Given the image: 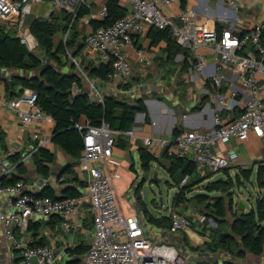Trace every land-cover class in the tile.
I'll return each mask as SVG.
<instances>
[{"label": "built area", "instance_id": "1", "mask_svg": "<svg viewBox=\"0 0 264 264\" xmlns=\"http://www.w3.org/2000/svg\"><path fill=\"white\" fill-rule=\"evenodd\" d=\"M44 1L49 2L48 10L65 11L71 15L63 33L66 44L74 30L79 8L82 5L90 6V0H0V34L15 33L22 44L30 51H35L39 42L31 32L29 18L50 19L52 12L48 11L46 15L34 13V6H41ZM129 1L131 6L128 15L87 33L82 54L70 55L90 89H96L97 79H91L86 74L81 64L83 57L94 65L111 64L109 80L125 83L133 74L127 49L133 45L134 35L143 32L148 26L169 28L175 41L190 51V61L204 82L209 81L215 87L212 97L224 109H233L241 102L244 107L231 120L224 118L221 113L215 114L214 125L210 129H189L177 134L173 131L170 134L139 135L134 128L116 130L107 121L97 126L87 120L80 121L76 126L83 131L84 149L77 168L86 174V178L78 196L57 199L39 196L35 193L37 187L23 179L14 184H4V177L12 176L16 165L0 152V193L5 195L4 199H0V222L10 247L21 252L14 264H57L63 258L57 253L55 244L34 242V237L28 231L30 223L37 220L33 217H60L62 228L71 235V241L66 246L69 247L75 245L76 231L87 213L92 215L94 233L84 264H210L201 261L191 263L175 245L151 241L139 216L125 213L120 204L121 196L115 184V179L119 178V165L112 168L104 165V161H111L117 141L122 137L133 143L140 141L141 148L154 157V163L162 157L191 159L201 175L224 173L225 169L232 167L238 159V153L233 151L225 155L219 152V143H228L233 139L245 141L251 133L264 137V21L255 20L247 31H239L234 26L220 31L200 24L196 11L189 8L174 17L165 14L166 6L182 0ZM225 1L239 14L242 8L239 0ZM100 15L101 18L107 16L106 4ZM142 53V50H137L139 58L144 60ZM226 81H231L228 82L231 86L238 82L240 89L248 94V99L245 102V99H239L243 92L231 90L228 93L222 90ZM79 91L75 85V94ZM92 96L103 101L101 93H92ZM38 98L39 94L35 90L26 88L20 95L4 100L3 105L16 110L23 124H34L33 138L40 147H47L52 143V137L43 136L41 129L53 118L38 105ZM191 178L192 174H185L180 187L186 186ZM66 179L64 175L59 180ZM166 216L171 218L167 229L177 233L189 228L209 231L217 223L214 217L204 213L173 210ZM195 220L201 222L199 228ZM68 257L66 252L65 258Z\"/></svg>", "mask_w": 264, "mask_h": 264}, {"label": "trees", "instance_id": "2", "mask_svg": "<svg viewBox=\"0 0 264 264\" xmlns=\"http://www.w3.org/2000/svg\"><path fill=\"white\" fill-rule=\"evenodd\" d=\"M107 16L102 20H93L92 27L96 29L101 26L109 25L119 18L129 14V8L121 3V0H108ZM52 12L50 19L44 17L36 18L31 16L29 22L31 25V32L36 36L39 46L43 48L44 56L37 55L30 51L27 46L21 43L19 36L15 33L0 34V67L13 68L29 72L24 75L17 73L12 77L11 89L20 95L26 88H31L39 94L38 105L43 109L46 114H49L55 121V130L52 137V143L59 146L66 154H68L73 161L62 171L59 176L61 179L67 172H72L73 167L80 160L82 151L84 149L83 131L77 128V124L85 118L92 125H101L103 121H107L116 130L131 129L135 125V117L137 112H144L147 114L146 122L150 123L151 118L148 113L144 99H136L134 103H130L126 99L105 94L103 101L93 99L91 91L88 89L87 80L83 73L74 66V70H70L68 62L70 54L78 56L85 47L84 40L77 38L69 39L65 44L63 39L58 44H55V36L59 32H65L67 23L71 19V15L64 11H59L58 15H53ZM90 13V9L82 5L77 13V18L74 24V29L80 18ZM63 21V22H62ZM155 34L153 37L156 39H165L168 42V52L170 57L177 52L184 53L187 57L190 51L181 47L174 39L172 32L169 28L158 29L154 27ZM77 34H75V37ZM86 36V35H85ZM45 57V58H43ZM72 60V59H71ZM86 74L91 79H98L102 81L109 80V73L111 72V64L102 63L101 65H94L87 58H82L81 62ZM208 84H211L210 82ZM75 85L80 89L78 94H75ZM127 88V84L124 85ZM212 87V84L210 85ZM10 88V87H9ZM223 90V88H222ZM197 110V109H195ZM241 112V111H240ZM223 115V114H222ZM183 127H176L174 133L177 134L183 131ZM128 139L119 137L117 144L126 147ZM37 149L34 153V163L37 172L44 178L50 177L52 172H55L53 166L56 162V154L46 147L36 145ZM140 167L143 172L149 173L152 168L154 157L145 148H140ZM170 160L169 172L174 175L177 172L182 174L181 180L185 174H192L189 183L180 187L174 198V205L184 206L185 201L195 199L197 202L205 204L204 214L208 217L216 218L218 224L224 222L227 215V203L223 197H217L211 201L209 193H197L188 196V192L192 191L199 183L213 177L210 175H201L196 171V163L191 159L186 158H171L163 157ZM11 160L16 163V170L10 177H4V184H14L18 180H25L26 166L24 161H21V156L15 154ZM159 160V159H157ZM17 171V172H16ZM227 178L222 180L210 181L205 188L209 192L215 190H230L234 186V180L231 177L230 170L225 169ZM210 174V173H208ZM252 175L251 170L245 168L241 173H236L237 181L242 182L240 177L250 179ZM199 176V177H198ZM203 176V177H201ZM206 176V177H205ZM145 177L136 186L139 189L145 182ZM256 180L261 188H264V163L258 166L256 172ZM60 193L50 186L48 189L40 192H35L39 196H50L55 199L66 196H78L82 192L85 181L75 177L73 180L66 179L62 181ZM180 183V182H179ZM233 200V198H232ZM230 201L232 204L233 201ZM143 206L145 202L139 201ZM146 219L156 224L158 227H169L171 218L163 216V218H156L150 214H146ZM61 219L58 216H51L47 221L33 220L28 231L36 244L47 243V237L43 236L40 232L41 227L49 226L54 228L60 223ZM92 224V223H91ZM218 226V225H217ZM218 227L213 226L208 231L199 229L198 231L204 235H208L209 240L205 241L206 248L215 253L217 251H224L239 258H245L247 253L252 255H261L264 253V197L260 198L257 202L256 208H251L250 211H242L238 216L233 232H219ZM183 238V243L192 252L204 251L200 245H192L187 231H180L177 233ZM236 236L241 238V244ZM213 239H212V238ZM89 246L84 242L69 246L66 248L67 254L70 256L64 260V264H82V258L86 255ZM208 250V249H207ZM210 264H219L218 262ZM224 264H237L235 261H225Z\"/></svg>", "mask_w": 264, "mask_h": 264}, {"label": "crops", "instance_id": "3", "mask_svg": "<svg viewBox=\"0 0 264 264\" xmlns=\"http://www.w3.org/2000/svg\"><path fill=\"white\" fill-rule=\"evenodd\" d=\"M107 1L108 0H90V6L84 5L90 9V13L86 14L85 16L79 19L76 28L71 33L70 39L77 38L78 40H84V37L86 35L84 33V30L87 31L88 27L91 28L90 31L93 30L92 21L102 20L100 15L101 9L107 3ZM239 1L242 5L239 14H236L229 7L225 0H182L180 2H175L172 5L166 6L164 8V12L166 15L174 17L176 15H179L180 12L184 9L189 8L191 10H195L197 14V20L200 24L205 25L209 28H217L220 31L223 28L229 26H234L239 31H247L252 26L255 20L261 19L264 21V0ZM121 3L127 6L130 11L131 2L129 0H121ZM48 11L55 12L52 10ZM58 34L60 37L61 34L63 35V32L61 31ZM75 34H77L76 37ZM153 34H155L154 27L148 26L143 32L134 35V43L127 49V55L130 58L132 66L134 68V75H132L131 78H135L134 80H136V85H142L146 81L157 79V87H159L160 91H157V93L152 94H154L157 99L163 101H156L159 105L157 107L150 106L152 110L151 114L148 112L151 118L150 123L146 122L145 117H140L138 119H143L145 121L144 126H138L136 124L138 120L135 121V125L133 128L139 133V135L151 133L170 134L171 132H173L174 129L177 127L175 125V117H173L174 113L172 115V113L169 111V106L164 102L165 99H167V95H163L162 93L164 90H167L168 82H175L174 80L178 79L179 75L186 76L188 74L187 70L185 69L186 65H189L190 67L191 77H198V75L195 74L193 71L195 68L190 61L191 54L187 57L184 53L177 52L173 55V58H171L170 53L168 52L167 40L162 38H158L155 40ZM59 37L56 38L55 36V39H59ZM84 48L79 54V56L84 51ZM137 50L143 51L142 57L144 58V60H141L139 58ZM195 71L197 70L195 69ZM17 73V69H3L2 67H0V152L6 154L10 161H12L11 157L13 155L19 154L21 156V161H24L27 169L25 177H28L30 174H32V172H36L38 176L43 177L37 172L36 165L34 163V153L36 151V145H38V141L33 138V134L35 131L34 124H23L19 113L16 110L3 105L4 100H9L17 96L14 89H11V86L13 85L12 77ZM193 73L195 75H193ZM103 82H106L108 86L107 89H104L102 95L111 94L120 97L121 94H124V86H120V82L110 80ZM228 82L226 81L223 84V90H226L228 93H231V90L243 92V95H239V99H245V102L248 99V94L240 89V87L238 86V82H234V85L232 86ZM206 84L207 83L203 81L202 85L205 86ZM180 85L178 86L179 88ZM205 92L207 93L203 94L198 99H194L195 97L191 95L189 100L183 101L181 98L182 95L178 90L177 93H179L178 95L180 97L177 95L176 98H179V103L181 106L187 107L188 105H197V110L193 111L195 113L190 116V120L187 122V125L183 123L184 130L197 128L210 129L214 125L215 114L221 113L223 114L224 118L231 120V118L238 115L244 107V103L241 102L233 109H224V107L219 104L213 97L212 99L216 102V104H209L208 102H206V99L212 96V93H210L209 90H206ZM120 98L125 99L122 97ZM141 98L142 95H137L136 97V99ZM206 104L207 106L205 110L200 111ZM208 105L212 108V116L211 110L209 109ZM82 120L86 119L83 118ZM54 130L55 121L53 119L44 124L41 129L43 136L45 137H52L54 134ZM139 142L140 141H138L137 143H133V141H128V144L125 148L117 144V146H115L114 148L111 161H104V165H110L112 168H115V165H119V173L120 170H126L130 172L131 168L133 167V164L134 166L140 165L139 150L142 146ZM235 146L240 147L242 149V152L241 156L240 154H238V159L232 165V167H234L233 172L239 171V165L247 164L248 162L253 163L254 160H256L257 155L261 154V152L263 151L262 149H264V137H259L255 133H251L249 138L245 141L233 139L228 143H219V145L217 146V150L225 155H228L233 151L237 152L235 150ZM46 148L50 149L56 154V162L53 166L54 170L57 169V166H60L59 170H61L62 167L68 165L69 162L73 161L68 154H66L59 146H56L53 143H49ZM54 148H57L60 152L62 151V155H57ZM136 158H138V163L136 162ZM14 164L16 165V163ZM77 165H79V162L74 165L72 172H67L65 174V177L68 180H73L75 177H78L83 181L85 180L86 174L80 172L77 168ZM231 171L232 170L230 169V172ZM54 174L55 172H52L51 175L55 176ZM121 177L122 175L118 179H120ZM56 180L58 181L57 177ZM129 185L130 183L127 186ZM35 186L37 187L35 192H40L48 189L52 185H39V183L37 182ZM53 187L57 191V193H60V190L58 191L55 186ZM122 198L123 197L121 196V199ZM88 221L92 223V238V235L94 233V224L92 215L90 213H87L86 216L82 219L81 226L76 231L75 245L84 242L86 245L89 246V243H86L87 240L79 238L78 235L79 233H84L86 231V225L87 223H89ZM40 232L43 236L47 237V243L55 244L57 247V253L63 256V258L59 260L57 264H64V260L66 259V249L64 248H67L66 246L69 245V242L71 241V235L64 231L61 226V223H59L54 228H51L49 226H43L41 227ZM20 255L21 252L19 249L10 247L7 239L5 238L4 229L0 222V264H14V262L20 257ZM248 261V264H252L251 259H249Z\"/></svg>", "mask_w": 264, "mask_h": 264}, {"label": "rangeland", "instance_id": "4", "mask_svg": "<svg viewBox=\"0 0 264 264\" xmlns=\"http://www.w3.org/2000/svg\"><path fill=\"white\" fill-rule=\"evenodd\" d=\"M49 2L48 1H44V4H42L41 6H34V13H41L46 15L47 11H48V7H49ZM59 12L55 11L53 13V15H58ZM91 30V28L88 27L87 31L84 30V33L87 34L89 31ZM59 37V34L56 35V38ZM61 39H63V35L61 34L59 39H55V44H58ZM34 53H36L37 55L44 56V50L43 48H41L40 46L33 51ZM71 55V54H70ZM45 58V57H43ZM72 60L71 57L69 59L68 62V67L70 70H74V66L71 64ZM185 69L187 70L188 74L186 76L183 75H179L178 79H175V82H168V88L167 90L163 91V95H167V99H165V104H167L169 107L174 108V116H177V118H174L175 120V125L178 127H183L184 128V115L179 112L180 106H178L179 104V98L176 96L179 94L177 93L178 90L180 92V94L182 95L181 98L182 100H189V98L191 97V95H193L195 98L194 99H198L200 98L203 94L207 93L205 92L206 90L210 91V93H213L214 90V86L212 85V87H210L211 84H208V82L205 86H203V79L200 75V73H198L197 71H195V69L193 70L195 74L198 75V77H191V70L189 65L185 66ZM18 73L21 72V70L17 69ZM192 71V72H193ZM29 72H27L28 74ZM193 73V75H195ZM134 75V68H133V74ZM135 79V78H134ZM134 79H129V81L125 82V83H118L120 86H124L125 84L129 85L127 86V88H124V94H121L120 97L125 98L127 100H129L130 102H135L136 101V97L137 95H142L145 98H157L154 94L151 93V82L146 81L144 84L142 85H136V80ZM211 83V82H210ZM181 84V85H180ZM89 84H87L88 86ZM96 89H90V87L88 86V89L93 93V94H102L104 92V89H107V84L106 82L100 81L97 79L96 83ZM180 85V88L178 87ZM202 87V88H201ZM179 88V89H178ZM204 89V91H203ZM206 89V90H205ZM179 96V95H178ZM180 97V96H179ZM180 98V99H181ZM209 104L213 103L216 104V102L212 99V96L208 97L206 99ZM151 106H159L157 102L155 103H151ZM209 106V105H208ZM187 107H191V105H188ZM209 109L211 110V116H212V108L209 106ZM190 111V110H189ZM173 115V114H172ZM190 120V117H187V122ZM136 124L138 126H144L145 125V121L143 119L138 120L136 122ZM153 126V125H152ZM57 155H62V151H58L57 148H54ZM235 150L238 152V154H240L241 156V152L242 149L240 147L235 146ZM263 151L261 152V154L257 155L256 160H254L253 163H247V164H243V165H239V171H234L233 172V168L234 167H230L229 170L231 169V177L234 180V186L230 189V190H215L213 192H209L205 186L210 182V181H215L218 177L221 176H225L226 171L223 173H215L213 174V177L203 181L202 183H199L198 186H196L192 191H190V193L188 194L189 197H191L192 195H195L197 193H209L210 197H211V201H214L215 198L217 197H223L225 202L227 203V215L224 218V222L223 223H219L217 222L216 218L215 221L217 222L215 225L216 227H218V231L217 234L219 232H233V229L235 227V223L236 220L238 218V216L241 214L242 211H250L251 208H256L257 206V202L260 198L264 197V188H261L256 180V172H257V168L260 164L264 163V149H262ZM136 162L138 163V158H136ZM158 163H152V168L151 171L149 173L147 172H143L141 170L140 165H135L133 164V167L131 168V171H126V170H120L119 173V177L122 175V177L120 179H115V184H116V189L117 192L119 194V196H122L123 198L120 200V204L123 208V210L125 211V213H135L139 216L140 220L142 221V224L145 228L146 231V235L147 237L153 241V242H157V243H167V244H171V245H175L179 250L180 248L178 247L179 242H182V239L178 236L177 232H171L169 231L166 227H158L156 224H153L151 222H149L146 219L145 216V212L143 211L142 207L139 208L138 212L136 209V206L138 205V202L143 200L145 202V204H147V208L149 210V213L153 214L154 216H162V215H168V213H171L173 210L180 212V213H188V212H192V213H203L205 210V204L204 203H200L197 202L194 198L189 200V201H185L184 206L179 205V206H175L174 205V198L177 194L178 191H180V181H181V177L182 174L180 172H177L176 174L172 175L168 168L170 165V160L166 159V158H160L158 161ZM246 167L245 169L247 170H251L252 171V175L250 179H246L244 177H240V179L242 180V182L237 181L235 175L236 173H241L242 168ZM60 166H57V169H55V172L59 171ZM154 173L158 174V178L160 179L159 182H155L154 180H152ZM210 175H212V173L210 174H206L207 177H209ZM205 176V177H206ZM145 177V182L143 183V185L140 187L139 192L140 194L135 193V188L136 186L142 181V179ZM199 177V176H198ZM203 177V176H201ZM227 178V177H226ZM135 182H134V181ZM133 181V182H132ZM27 182H31L32 184L36 185L37 182L39 183V185H44V184H48V185H52L55 186L58 191L60 190L61 185L63 184L61 181H57L55 176H50L48 178H44L41 176H38L36 174V172H32V174H30L28 176ZM59 182V183H58ZM132 182V183H131ZM130 183L129 186H127ZM154 197L155 201L151 202L150 199ZM5 195L3 193H0V199H4ZM163 198V201L161 202L160 199ZM233 198V200H232ZM233 201V203L231 204L230 201ZM240 202L245 203V208L241 209L239 207ZM34 219H40V220H44L46 221L48 219L47 216H36L33 217ZM89 223H87L86 225V231L84 233H79V238H83L86 239L87 242L86 243H90L91 240V229H92V224L90 223V221H88ZM195 225H197V227H200L201 222H199L198 220L194 221ZM218 225V226H217ZM189 237H190V241L192 243V245L196 246V245H200V247L202 249H204V251H197V252H192L189 251V256L187 257V259L189 260V262L191 263H196L197 260L200 258V256H202V258L204 260H206L205 262H208V259L210 257H213L214 255H216L219 259V263L223 264V262L227 259H232L235 261H243V262H249L248 260L251 259L252 260V264H264V253L261 255H252L249 253L246 255L245 258H239V257H235L234 255H231L229 253L224 254L223 252L217 251L215 253L209 251V248H206V244L205 241L209 240L210 238L208 237V235H204L200 232L194 231L192 230V228L187 229ZM179 237V238H178ZM212 238V237H211ZM237 240L239 241V243L241 244V238L239 236H236ZM213 239V238H212ZM181 251V250H180ZM182 252V251H181ZM220 252V253H219ZM183 253V252H182ZM184 254V253H183ZM211 263V262H209Z\"/></svg>", "mask_w": 264, "mask_h": 264}, {"label": "water", "instance_id": "5", "mask_svg": "<svg viewBox=\"0 0 264 264\" xmlns=\"http://www.w3.org/2000/svg\"><path fill=\"white\" fill-rule=\"evenodd\" d=\"M3 69H6V68H3ZM22 73L24 74V75H26L27 73H26V71H22ZM150 82H151V86H152V91H151V93H157V88L159 89V87H157V79H155V80H150ZM142 99H144V103H145V105L147 106V109H148V112L151 114L152 113V110H151V107H150V105H149V103L150 102H156V101H162V100H160V99H157V98H145V97H143L142 96ZM163 102V101H162ZM178 106H181L180 105V103L178 104ZM196 106L197 105H194V106H191V107H184V106H181L180 108H178L179 109V112H181L183 115H184V124L185 125H187V117H190L191 115H193L195 112H193L195 109H196ZM206 106H207V104L200 110V111H204L205 110V108H206ZM190 110V111H189ZM169 111L173 114L174 113V108H172V107H169ZM146 116H147V114L146 113H144V112H137V114H136V117H135V119L136 120H138L140 117H145L146 118ZM205 116H207V115H205ZM173 117H175V118H177V116H173ZM53 137V136H52ZM66 166H64V167H62V169L61 170H59L58 172H57V174H56V176L57 177H59L61 174H62V171L64 170V168H65ZM4 176H2V178H3ZM25 179H28V177H24ZM224 177L223 176H221V177H218L216 180L217 181H219V180H222ZM152 180H154L155 182H159L160 181V179L158 178V174L157 173H154V175H153V178H152ZM137 188V187H136ZM135 188V192H136V189ZM150 201L151 202H154L155 201V199H154V197H152L151 199H150ZM160 201L162 202L163 201V198H161L160 199ZM140 207H142V209H143V211L145 212V216H146V214L148 213V214H151V213H149V210H148V208H147V204H145V206H143L140 202H138V205L136 206V209H137V212H138V210H139V208ZM239 207L241 208V209H244L245 208V203H243V202H240V204H239ZM179 236V235H178ZM181 239H182V242L180 243L179 242V245H178V247L180 248V250L184 253V255L185 256H189V248L183 243V238L181 237V236H179ZM178 237V238H179ZM220 252H223L224 254H226L227 255V252H224V251H220ZM219 252V253H220ZM248 254V253H247ZM85 257H86V255H84V257L82 258V264H84V261H85ZM235 257H237V256H235ZM205 262L206 260H204L203 258H202V256H200V258L197 260V262ZM225 261H235V260H232V259H227V260H225ZM224 261V262H225ZM208 262H211V263H215V262H218L219 263V259H218V257L216 256V255H214L213 257H210L209 259H208ZM224 262H223V264H224ZM235 262H237V264H248L247 262L245 263V262H243V261H235ZM220 264V263H219Z\"/></svg>", "mask_w": 264, "mask_h": 264}, {"label": "flooded vegetation", "instance_id": "6", "mask_svg": "<svg viewBox=\"0 0 264 264\" xmlns=\"http://www.w3.org/2000/svg\"><path fill=\"white\" fill-rule=\"evenodd\" d=\"M152 91V90H151ZM157 91H160V89L157 88ZM153 92V91H152Z\"/></svg>", "mask_w": 264, "mask_h": 264}, {"label": "bare ground", "instance_id": "7", "mask_svg": "<svg viewBox=\"0 0 264 264\" xmlns=\"http://www.w3.org/2000/svg\"><path fill=\"white\" fill-rule=\"evenodd\" d=\"M151 103H153V102H150V103H149L150 106H151Z\"/></svg>", "mask_w": 264, "mask_h": 264}]
</instances>
